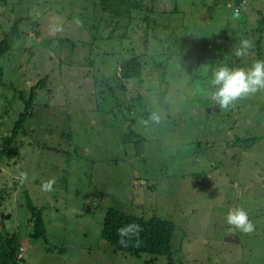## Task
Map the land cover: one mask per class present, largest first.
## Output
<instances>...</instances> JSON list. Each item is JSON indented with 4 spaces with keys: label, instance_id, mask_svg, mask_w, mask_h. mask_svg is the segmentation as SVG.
Segmentation results:
<instances>
[{
    "label": "rangeland",
    "instance_id": "rangeland-1",
    "mask_svg": "<svg viewBox=\"0 0 264 264\" xmlns=\"http://www.w3.org/2000/svg\"><path fill=\"white\" fill-rule=\"evenodd\" d=\"M13 23L4 82L28 97L44 79L0 158V264H264V89L224 108L208 86L217 66L264 59V0H0V39ZM132 56L140 74L124 77ZM22 109L0 85V148ZM236 206L251 233L225 223ZM109 207L171 220V257L108 244Z\"/></svg>",
    "mask_w": 264,
    "mask_h": 264
},
{
    "label": "trees",
    "instance_id": "trees-1",
    "mask_svg": "<svg viewBox=\"0 0 264 264\" xmlns=\"http://www.w3.org/2000/svg\"><path fill=\"white\" fill-rule=\"evenodd\" d=\"M188 2V1H187ZM213 16V15H212ZM214 21V17L211 18ZM201 25L198 23V26ZM200 28V26H199ZM18 25L13 23L8 30H5L0 39V56L3 55L12 46L13 40L18 36ZM121 74L124 77L137 76L140 74V63L137 57L132 56L121 64ZM3 69L0 65V85H8L12 90L17 92L19 99L23 102V109L18 113L11 127V133L3 137V142L0 148V158H10L17 154L18 150L15 146L16 137L21 133L26 135V127H28V119L33 116V99L35 88L43 82L44 77L40 78L29 89L28 97L24 96L21 90H16L13 84L5 83L3 78ZM27 121V122H26ZM25 124V125H24ZM27 207L30 210L32 217V239L44 238V224L41 211L36 208L33 202L27 198ZM130 222H134L140 226L138 236L123 245L119 242L117 229ZM175 231V224L166 218L158 215L143 217L132 213H127L123 210L109 207L103 217L100 237L108 244L113 246L117 251H122L127 254L139 255L142 253L153 255H167L171 257L170 244ZM127 239V238H125ZM4 263V262H3Z\"/></svg>",
    "mask_w": 264,
    "mask_h": 264
},
{
    "label": "clouds",
    "instance_id": "clouds-1",
    "mask_svg": "<svg viewBox=\"0 0 264 264\" xmlns=\"http://www.w3.org/2000/svg\"><path fill=\"white\" fill-rule=\"evenodd\" d=\"M252 46L250 39L242 38L239 46L234 49V54L237 57L246 55ZM208 86L211 89L212 99L221 107L227 108L237 98L264 89V59H257L248 67L217 66L212 70ZM152 118L158 119V116L153 114ZM26 178L27 174L21 171L19 179L23 181ZM53 184L54 179L44 182L41 186L42 190L50 191ZM225 223L230 230H239L242 233H251L254 230V224L249 219L248 212L241 206L228 209ZM139 231L140 226L134 222L121 226L117 229L119 242L126 245L132 237L138 236Z\"/></svg>",
    "mask_w": 264,
    "mask_h": 264
},
{
    "label": "water",
    "instance_id": "water-1",
    "mask_svg": "<svg viewBox=\"0 0 264 264\" xmlns=\"http://www.w3.org/2000/svg\"><path fill=\"white\" fill-rule=\"evenodd\" d=\"M201 110L202 112H204V110H205V108H203V107H196V110ZM206 111H210V108L208 107V108H206Z\"/></svg>",
    "mask_w": 264,
    "mask_h": 264
}]
</instances>
